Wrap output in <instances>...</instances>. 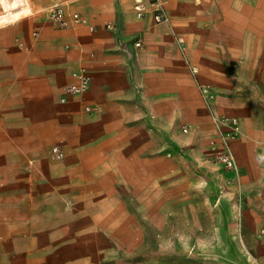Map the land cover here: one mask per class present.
Wrapping results in <instances>:
<instances>
[{"label":"crops","instance_id":"obj_1","mask_svg":"<svg viewBox=\"0 0 264 264\" xmlns=\"http://www.w3.org/2000/svg\"><path fill=\"white\" fill-rule=\"evenodd\" d=\"M18 3L0 9V264H264L245 225L264 217V0ZM56 3L95 30L54 25ZM77 70L90 87L61 102ZM222 115L242 135L221 188Z\"/></svg>","mask_w":264,"mask_h":264},{"label":"built area","instance_id":"obj_2","mask_svg":"<svg viewBox=\"0 0 264 264\" xmlns=\"http://www.w3.org/2000/svg\"><path fill=\"white\" fill-rule=\"evenodd\" d=\"M13 1L14 0H0V9L5 14H10L11 10L6 6ZM149 1L152 3L158 2V0ZM26 5L27 0H19V7L22 8ZM142 12V9L138 8V16H142ZM49 17L51 22L60 28H65L69 24V20H71L76 24L88 25L91 31L95 30V27L88 24V20L85 17L81 16L79 13H73L71 15V18L68 19L65 9L60 3H56L50 8ZM154 20L157 23L168 20V15L161 4L155 9ZM106 27L109 29L113 28L111 24H107ZM35 35L37 34L35 33ZM135 45L137 47H140L141 42L138 40ZM72 78L73 82L66 86L64 96L61 98V102H66L69 96H75L86 92L90 87L91 77L86 71H74L72 73ZM203 92L205 93L204 90ZM87 110H90V108H87ZM214 122L216 124V130L219 134V146H217V149L220 148L218 154L216 155V161L222 164L226 169L236 170L237 163L233 155L232 144L242 135L241 124L237 117L228 115L214 116ZM185 131L186 129L184 128V132ZM51 152L58 160L64 157V153L59 145L52 146Z\"/></svg>","mask_w":264,"mask_h":264},{"label":"rangeland","instance_id":"obj_3","mask_svg":"<svg viewBox=\"0 0 264 264\" xmlns=\"http://www.w3.org/2000/svg\"><path fill=\"white\" fill-rule=\"evenodd\" d=\"M13 10L16 9L17 7H12ZM20 8L16 9L15 11H13V14L15 17H19L21 15V11L19 10ZM261 157H262V161L264 163V153L261 154ZM221 167L224 169H220V184H221V188L222 186H225L226 185V180H227V175H226V172L224 171H227V172H230V171H233L235 173L236 176L239 175V169H238V166H237V169L236 170H229V169H226L222 164H221ZM263 175H264V172H263ZM262 180H264V176L262 177ZM240 186V185H238ZM222 191V190H221ZM222 193V192H221ZM259 194V192H257V195ZM238 195L241 196L243 195V193L241 192V190L238 191ZM240 199V198H239ZM241 201V199H240ZM242 203H239L238 205L240 206ZM221 205V204H220ZM245 205V204H244ZM226 208L227 205H221V208ZM241 208L238 209L237 211V217L235 219V222H234V226L239 230V228L243 227L244 226V220L241 218ZM208 215H210V219L208 218V224H209V227H211L212 225H215V223L213 222L214 218L212 216L211 213H208ZM212 224V225H211ZM246 226L248 225V227L251 229V231H253V234L254 235H250L248 236V238L252 241V239L254 238H257V240H262L264 241V217L262 219H259V218H251L249 221H248V224H245ZM190 237H196L195 235H190ZM209 238L211 236H208V235H205L204 238ZM242 237L240 235L237 236V239L239 240L240 244L242 245V248L244 249V246L242 244ZM245 250V249H244ZM243 250V252H244ZM247 253V256L249 258V260L251 262H253L252 264H257V262H259L254 254V252H251V251H246ZM195 252H192L191 251H188V254L186 256V259H187V262L188 264H211L210 260H211V256L210 255H206V253H204V256L203 257H200L199 259H197V257H195Z\"/></svg>","mask_w":264,"mask_h":264},{"label":"bare ground","instance_id":"obj_4","mask_svg":"<svg viewBox=\"0 0 264 264\" xmlns=\"http://www.w3.org/2000/svg\"><path fill=\"white\" fill-rule=\"evenodd\" d=\"M5 5V4H4ZM6 6V5H5ZM7 7V6H6Z\"/></svg>","mask_w":264,"mask_h":264}]
</instances>
